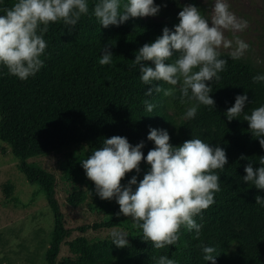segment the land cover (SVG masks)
<instances>
[{
    "label": "trees",
    "instance_id": "trees-1",
    "mask_svg": "<svg viewBox=\"0 0 264 264\" xmlns=\"http://www.w3.org/2000/svg\"><path fill=\"white\" fill-rule=\"evenodd\" d=\"M14 2L0 0V14ZM95 2L88 0L89 14L82 16L70 33L62 21L49 24L43 37L47 43L41 56L44 65L34 76L20 80L0 66V139L20 158V169L27 179L45 192L54 213L47 263L56 264L62 243L72 230L66 227L56 196L55 174L28 159L67 151L60 166L63 177L74 186L70 202L87 203L92 211L106 214L103 221L81 230H129V246L125 248H114L109 240L92 243L83 238L74 249L79 264H155L152 257L160 255L176 264H212L203 259V246L216 248V264H264V207L255 200L257 195L264 198V190L243 181L245 166L252 162L258 168L259 158L264 156V148L243 120L245 114L264 106V82L252 80L264 72L221 54L220 58L227 59L225 70L219 73L218 81L206 82L212 89L214 107L200 105L194 119L184 120L182 117L195 101L181 104L178 87L174 96H147L145 92L152 85H143L139 67H131L139 48L161 36L165 26L174 30L178 16L167 20L129 18L120 26L103 28L91 14ZM192 2L197 5L196 0ZM105 44L110 45L113 57L110 65L102 66L99 59ZM145 63L155 66L151 61ZM161 87L173 86L161 82ZM244 94L248 97L244 112L229 121L227 109L234 105L237 95ZM145 101L155 105L151 113L146 112ZM152 128L167 130L174 146L192 138L219 146L228 161L225 168L216 170L220 191L214 194L215 203L203 211L202 220L195 217L203 225L199 239L194 230L182 227L177 244L160 250L142 240V231L132 227L130 217L116 215L119 205L115 199L103 200L96 194L81 164L103 146L104 139L114 135L126 137L133 146L143 141L146 157L155 146L147 139ZM140 169L139 173H128L122 184L127 185L133 175L138 181L142 179L150 165L142 161Z\"/></svg>",
    "mask_w": 264,
    "mask_h": 264
},
{
    "label": "clouds",
    "instance_id": "clouds-1",
    "mask_svg": "<svg viewBox=\"0 0 264 264\" xmlns=\"http://www.w3.org/2000/svg\"><path fill=\"white\" fill-rule=\"evenodd\" d=\"M160 5L155 0H96L91 14L103 28L120 26L129 18L156 16ZM89 14L88 0H16L0 14V66L10 76L27 80L44 65L41 56L47 43L44 34L49 24L62 21L69 33L82 16ZM178 24L174 30L165 26L162 35L151 43H145L135 55L131 67H139L143 85H152L147 96L163 93L174 96L178 87L181 104L195 103L187 109L182 119H194L200 105L214 107L215 101L209 83L219 80L225 70L227 59L220 58V49L239 60L249 49V44L239 37L227 39L226 31L242 32L248 21L239 19L232 11L228 0H213L210 20L201 14L194 4H188L178 13ZM113 53L105 44L100 65H110ZM173 57H176L173 60ZM154 63V68L145 62ZM253 83L264 82V74L252 78ZM161 82L173 87L163 88ZM248 101L246 94L237 95L233 106L226 111L229 121L240 117ZM145 110L151 113L155 105L145 101ZM243 120L249 131L258 138L264 148V106L245 114ZM177 126V125H176ZM179 127V126H177ZM147 139L154 147L145 157L144 142L131 145L126 137L114 135L103 140V146L81 161L86 177L95 185L96 194L103 200L115 199L119 205L117 216L130 217L132 227L142 231V240L151 242L156 250L177 244L181 228L194 230L199 239L203 211L215 203L214 194L220 191V176L216 170L225 168L226 152L219 146H210L199 138H192L182 145L170 143L165 129H150ZM241 159H244L242 156ZM150 165L139 181L133 175L127 185L122 184L126 175L141 171L140 165ZM260 166L254 168L249 162L243 181L264 190V156ZM135 186V187H133ZM256 204L264 207V198L257 195ZM112 244L117 248L129 246L127 231L113 228L109 232ZM203 259L216 264L217 250L203 246ZM155 264H176L166 255L153 256Z\"/></svg>",
    "mask_w": 264,
    "mask_h": 264
},
{
    "label": "rangeland",
    "instance_id": "rangeland-1",
    "mask_svg": "<svg viewBox=\"0 0 264 264\" xmlns=\"http://www.w3.org/2000/svg\"><path fill=\"white\" fill-rule=\"evenodd\" d=\"M155 3L160 5L159 13L146 19H171L178 16L183 7L193 4L192 0H155ZM196 3L201 14L210 20L213 0H196ZM228 3L230 11L239 19L248 21V27L242 32L226 31V38L233 40V46L236 37L249 44L240 60L264 72V0H228ZM220 51L227 54L228 50ZM66 152L37 155L28 161L55 174L56 196L65 215L66 227L72 230L62 243L56 264H79L75 246L83 238L92 243L111 241L109 232L113 228L81 230L86 225L103 221L106 214L92 211L87 203L75 205L70 202L74 186L63 177L60 166ZM20 163L11 146L0 139V264H48L46 252L52 241L54 213L45 192L27 179ZM114 228L129 234L125 227Z\"/></svg>",
    "mask_w": 264,
    "mask_h": 264
}]
</instances>
